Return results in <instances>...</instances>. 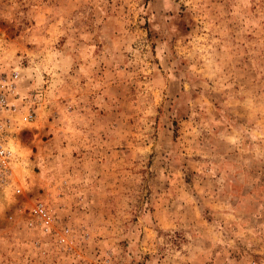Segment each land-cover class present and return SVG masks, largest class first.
<instances>
[{"label":"rangeland","instance_id":"rangeland-1","mask_svg":"<svg viewBox=\"0 0 264 264\" xmlns=\"http://www.w3.org/2000/svg\"><path fill=\"white\" fill-rule=\"evenodd\" d=\"M3 92L0 264H264V0H0Z\"/></svg>","mask_w":264,"mask_h":264},{"label":"built area","instance_id":"built-area-1","mask_svg":"<svg viewBox=\"0 0 264 264\" xmlns=\"http://www.w3.org/2000/svg\"><path fill=\"white\" fill-rule=\"evenodd\" d=\"M6 102V95L0 93V108L8 107ZM32 114L26 113L23 116L25 121H30ZM12 152L5 146L0 144V172L3 175L10 174L9 163L12 159ZM14 194H20L21 189L15 186L13 189ZM27 218L23 222V226L32 232V234L47 237L53 243H58L61 247L65 244V236L68 231L67 226L57 223L53 213L48 208L47 203L42 199L35 198L26 207ZM25 213V214H26ZM46 257V254L43 255Z\"/></svg>","mask_w":264,"mask_h":264}]
</instances>
